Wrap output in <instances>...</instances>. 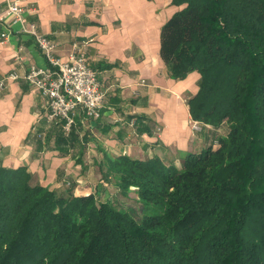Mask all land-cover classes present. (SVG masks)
<instances>
[{"label":"trees","instance_id":"16d2710c","mask_svg":"<svg viewBox=\"0 0 264 264\" xmlns=\"http://www.w3.org/2000/svg\"><path fill=\"white\" fill-rule=\"evenodd\" d=\"M173 3L161 57L176 79L200 72L191 118L221 133L180 165L105 153L103 180L139 207L0 164V264H264V0ZM63 123L34 136L82 162L90 137Z\"/></svg>","mask_w":264,"mask_h":264},{"label":"crops","instance_id":"0c3cea01","mask_svg":"<svg viewBox=\"0 0 264 264\" xmlns=\"http://www.w3.org/2000/svg\"><path fill=\"white\" fill-rule=\"evenodd\" d=\"M7 2L0 0V79L11 71L20 77L0 83V164L25 166L36 182L53 188L63 189L65 179L78 185L76 192L91 184L107 200L114 185L98 170L105 153L158 155L180 165L186 153L203 150L221 133L191 125L188 100L199 90L200 72L176 79L161 57L162 27L181 8L173 0H20L25 18L56 41L60 57L84 43L106 92L100 118H88L81 109L74 114L80 137H90L83 142L82 162L74 152L56 149L54 136L40 147L36 128L46 135L54 121H48L47 101L24 76L30 65L48 62L34 38L5 15ZM129 117L143 118L149 130L139 133Z\"/></svg>","mask_w":264,"mask_h":264},{"label":"built area","instance_id":"2783aa9c","mask_svg":"<svg viewBox=\"0 0 264 264\" xmlns=\"http://www.w3.org/2000/svg\"><path fill=\"white\" fill-rule=\"evenodd\" d=\"M5 15L21 24V31L32 36L37 47L47 59V66L32 64L24 78L39 90L47 101L48 121H64L63 128L69 131L75 123L74 114L81 109L88 118L98 119L106 100V92L98 79L97 71L91 66L84 43H75L68 58L56 53L57 43L49 35L38 29L37 23L25 18V6L20 0H7ZM20 77L17 71H11L0 79L1 85L7 80ZM129 124L136 127V119L131 118ZM195 130H201V122L191 118ZM160 129V128H159ZM44 137V133H39ZM70 184L69 180H65Z\"/></svg>","mask_w":264,"mask_h":264},{"label":"rangeland","instance_id":"374dc122","mask_svg":"<svg viewBox=\"0 0 264 264\" xmlns=\"http://www.w3.org/2000/svg\"><path fill=\"white\" fill-rule=\"evenodd\" d=\"M99 170V169H98ZM100 171V170H99ZM100 174H101V172H99ZM101 177H102V174H101ZM103 179V178H102ZM66 180V179H65ZM65 180H63V185H64V187H66V185H68L66 182H64ZM70 182H72L71 180H70ZM73 183V182H72ZM73 184H75V183H73ZM105 186H106V184H105ZM83 187V189H88V190H91V191H94L95 193H97L98 191H99V189H98V191H97V189H93V186L91 185V184H86V185H84V186H82ZM76 188H78V185H76L75 184V188H74V190L76 189ZM97 191V192H96ZM102 193L101 194H96L97 195V197L99 198V199H101V198H103L102 196L104 195L103 194V191H101ZM111 198H109V199H107V200H109V201H113V200H116V201H118V202H122V203H124L126 206H128V205H137V207H139L140 205H139V203L138 202H136L137 201V199H136V192H135V189L133 188V190L131 191V193H130V195L128 196V197H121V196H119V194H118V189H117V187H113L112 189H111ZM101 197V198H100ZM104 200V199H103Z\"/></svg>","mask_w":264,"mask_h":264}]
</instances>
